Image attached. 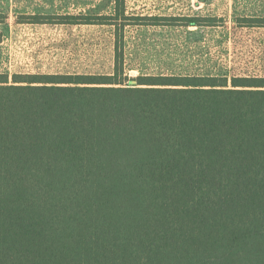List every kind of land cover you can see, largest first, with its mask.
Wrapping results in <instances>:
<instances>
[{"label": "trees", "instance_id": "1", "mask_svg": "<svg viewBox=\"0 0 264 264\" xmlns=\"http://www.w3.org/2000/svg\"><path fill=\"white\" fill-rule=\"evenodd\" d=\"M123 39L107 73H0V264H264V76H131Z\"/></svg>", "mask_w": 264, "mask_h": 264}, {"label": "rangeland", "instance_id": "2", "mask_svg": "<svg viewBox=\"0 0 264 264\" xmlns=\"http://www.w3.org/2000/svg\"><path fill=\"white\" fill-rule=\"evenodd\" d=\"M124 7L123 28L122 16L111 20L117 27L33 23V15H113L114 0H0V73L110 72L117 32L131 76H264V26L240 21L264 17V0H124ZM141 16H192L214 24L138 25Z\"/></svg>", "mask_w": 264, "mask_h": 264}]
</instances>
